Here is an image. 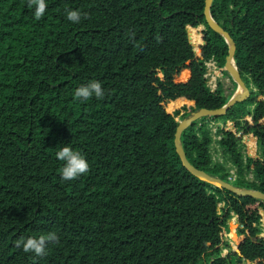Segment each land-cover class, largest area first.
<instances>
[{"label": "trees", "instance_id": "16d2710c", "mask_svg": "<svg viewBox=\"0 0 264 264\" xmlns=\"http://www.w3.org/2000/svg\"><path fill=\"white\" fill-rule=\"evenodd\" d=\"M46 4L37 20L28 0H0V264H232L222 254L232 215L234 254L264 264V202L195 177L173 144L181 121L230 99L205 77L204 61L223 69L228 46L204 0ZM209 10L250 95L195 120L180 143L195 168L264 192V0ZM92 81L104 97L77 99ZM66 145L90 166L71 181L56 158ZM50 231L59 242L44 256L15 246Z\"/></svg>", "mask_w": 264, "mask_h": 264}, {"label": "water", "instance_id": "95a60500", "mask_svg": "<svg viewBox=\"0 0 264 264\" xmlns=\"http://www.w3.org/2000/svg\"><path fill=\"white\" fill-rule=\"evenodd\" d=\"M212 3V0H204V9H203V15L205 18V21L209 28H211L213 31L220 34L226 41L228 46L227 55L225 57V63L223 69L230 73L233 76V81L237 84L238 87H240L244 94L238 97L230 98L222 107L216 108V109H207V108H201L198 111L194 112L189 118L186 120L181 121L178 126L175 129L174 133V139L173 144L175 151L180 159V162L182 166L188 170L192 175L195 177L212 184L216 187L226 189L228 191H231L238 195H247L254 198H258L264 202V192L258 191V190H241L236 188L232 183L224 181L218 177L212 176L209 173L199 170L192 166L188 160L186 159L185 152L181 146L180 143V134L181 132L186 129L188 126H190L195 120L200 119L201 117L211 115V116H222L224 115L232 106H234L236 103L241 102L245 100L250 95V89L245 84V82L242 80L240 73L238 72L237 68L234 65V52H235V42L229 35V33L223 29L217 22H215L211 15H210V5ZM238 243L236 247V252H238ZM242 259H239L238 262H241Z\"/></svg>", "mask_w": 264, "mask_h": 264}, {"label": "clouds", "instance_id": "9594fccd", "mask_svg": "<svg viewBox=\"0 0 264 264\" xmlns=\"http://www.w3.org/2000/svg\"><path fill=\"white\" fill-rule=\"evenodd\" d=\"M28 3L29 7L35 5L34 16L37 20L45 14L47 10L46 0H28ZM67 19L73 23H79L81 20V12L78 10H68ZM104 95V89L98 81H92L86 85H81L75 91V97L83 101H87L93 96L97 99H102ZM56 158L64 162L60 171L62 179L65 181L75 180L90 170L89 163L84 155L79 151H74L70 146H63L56 153ZM57 242H59V236L56 232L50 231L39 236L28 237L27 239L21 237L16 241L15 246L17 248L22 247L25 253L32 252L40 257L46 255V247L49 243Z\"/></svg>", "mask_w": 264, "mask_h": 264}, {"label": "rangeland", "instance_id": "374dc122", "mask_svg": "<svg viewBox=\"0 0 264 264\" xmlns=\"http://www.w3.org/2000/svg\"><path fill=\"white\" fill-rule=\"evenodd\" d=\"M207 83L212 90L216 89L217 86H221L224 95H230V98L238 97L244 94L243 90L237 86L233 81V76L228 73L225 75L219 70L216 74L211 73L206 75ZM235 83V84H234ZM220 124V122H217ZM214 124V123H212ZM221 204H219L220 207ZM228 227L223 231V245H222V254L225 255L228 259L232 261V264H250L248 262H238L239 258L234 254L237 243V235L235 236L234 228H237L236 220L229 219Z\"/></svg>", "mask_w": 264, "mask_h": 264}, {"label": "built area", "instance_id": "2783aa9c", "mask_svg": "<svg viewBox=\"0 0 264 264\" xmlns=\"http://www.w3.org/2000/svg\"><path fill=\"white\" fill-rule=\"evenodd\" d=\"M204 66H205V77L208 74H213V73H217L219 70L221 71V68L218 67L216 61L213 58H209L207 60L204 61ZM208 84V83H207ZM209 86V85H208ZM210 87V86H209ZM211 89V87H210ZM212 90V89H211Z\"/></svg>", "mask_w": 264, "mask_h": 264}, {"label": "crops", "instance_id": "0c3cea01", "mask_svg": "<svg viewBox=\"0 0 264 264\" xmlns=\"http://www.w3.org/2000/svg\"><path fill=\"white\" fill-rule=\"evenodd\" d=\"M260 223H259V228H260V233H259V235L260 236H264V211L263 210H260ZM234 219V220H236V223H237V225H238V222H237V217H236V215H232L231 217H230V219ZM229 222V221H228ZM227 227H228V225H227ZM226 227V228H227ZM234 233H235V236H236V229L234 228ZM237 243H238V241H237ZM237 243H236V247H237ZM234 252H236V248H235V250H234ZM243 261V260H242ZM243 262H245V261H243Z\"/></svg>", "mask_w": 264, "mask_h": 264}]
</instances>
